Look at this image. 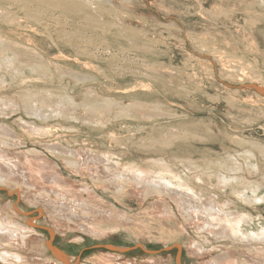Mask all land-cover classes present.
<instances>
[{
  "label": "rangeland",
  "instance_id": "1",
  "mask_svg": "<svg viewBox=\"0 0 264 264\" xmlns=\"http://www.w3.org/2000/svg\"><path fill=\"white\" fill-rule=\"evenodd\" d=\"M134 2L138 6H147V16H142L143 13L140 14V11L131 14L117 11L123 14L120 15L123 20L121 21L116 15L112 14L113 11L104 6H102V17L96 18L93 16V9H89L87 14H80L75 4L69 1L47 4L45 5L47 15H54L50 19L49 25L54 41L47 40L43 36L36 37L33 41L29 37L31 34L22 33L18 34L22 39L21 41L12 38L6 44L8 50L16 51L23 56L27 55L30 57L31 62L35 63V60L43 58L53 69L61 67L66 70H86L83 64L91 60V77L96 75L95 72H97L92 65L101 64L100 66L106 72L119 73L120 71V74L126 73V76H123L125 81L122 79L106 81V79L97 76L88 83L78 85L74 81L69 82V78L63 75H57L55 78H45L40 73H32L33 69L31 67L26 68L23 74L12 72L10 66L0 59V100L16 98L22 101L29 92H32L38 98L41 95H46V100L49 103L57 101L59 96L66 94L72 95L77 103L84 102L88 98L96 97L101 100L105 98L106 103H103L105 110L102 119L110 124L109 128L103 133L111 130L117 136L122 137L129 147L116 146L108 142L102 132L98 130L91 131L81 123L66 121L60 123V126H58L59 131L56 134L40 139L42 145H36L31 138L28 140V144L25 142L20 144L18 140L16 141V139H19L18 136H7L11 141L0 142V145H8L14 159L23 158V152L37 146L38 151L42 155L44 154V157L51 156L52 158H50L57 161L61 166H63V162L55 157L50 149L48 150L46 147L47 142H59L64 143V145L69 143L70 146L77 148L86 145L93 147L95 150L101 149L100 151H109L110 149L113 153L119 155L122 152L128 153L139 166H144V162H149L150 156H167L168 159H172L173 155L171 154L176 151V155L181 159L183 157L185 159L194 157L192 160L195 163L202 161V163L207 164L202 165L207 167L205 180L202 183L208 189L206 193L210 191V195H213L216 192L218 195L225 197L227 196L226 191L216 186L215 174L218 172L219 163L224 162L229 155H236L243 161L241 156L250 145L237 147L240 144L233 145L234 143L228 137L219 138V136H241L248 140L258 139L264 142V5L257 0H134ZM33 9L27 10L24 15H29L33 12ZM202 9L204 10L202 11ZM0 12L1 15L5 14L4 9ZM131 30L137 31L136 33L139 31V33L136 34L135 31L132 32ZM145 30L147 33H145ZM61 31L69 32L71 35L69 37L62 36ZM140 33L142 34L140 35ZM192 34L195 35L192 36ZM0 35H3V31H0ZM91 39H93L92 42ZM58 48H61V52L64 50V53H60ZM123 49L127 51L125 52ZM76 57L81 61L75 60ZM98 59L101 60L98 61ZM242 63L248 65H242ZM227 64L231 66L236 64L237 73L227 75L226 71L230 69V67H226ZM242 66H245V69ZM113 68L115 69L113 70ZM132 69L138 72L160 74L166 81L164 83L160 77H154L150 83L152 89L146 92L139 90L134 94L136 101L146 107L161 106L168 108L173 110L176 116L157 119L156 123L144 118L143 115H138L136 118L129 120L116 119L117 103L127 105L131 103V98L128 95L116 93V88L122 84L128 85L135 82V78L130 77L128 74ZM243 71L247 74L242 75ZM180 80H185L186 84H182ZM172 82H175L177 86ZM153 84L155 85L153 86ZM9 111L8 114H0V119L17 129L21 128L17 123L19 116L30 118L23 109L13 113L11 110ZM84 113L85 111L82 108H78L79 117H84ZM211 117L217 119L218 125L223 124L226 126V131L219 133L215 128V133H212L213 131L207 130L209 118ZM65 127H68V129ZM179 131L195 135L193 144L184 145L178 143V139L174 141L172 136H180L178 135ZM200 136L203 138L210 136L211 138L201 142L199 140ZM3 137L0 136V138ZM136 137L137 140H134ZM155 139L162 141V143L163 141L168 144L173 142L175 147L163 150L164 152H156L158 147H155L157 149L152 150L151 153H146L138 150L137 145L133 146L135 142L148 144ZM171 139L172 141L168 142ZM66 170V172L63 171L67 177L80 178L69 169ZM185 172L189 178L195 180L197 170H192V172L185 170ZM239 174L247 181L264 179V175L250 173L246 164L243 166V171H239ZM183 175L186 174L183 173ZM77 181L80 182L79 179ZM84 182L95 187V182L89 177H87V180L84 179ZM17 188L21 192V196L17 197V194H9L8 190ZM30 197L29 193H24L21 186L13 183L10 185L0 184V205L5 210H7L9 203H14L23 212L43 210V213L37 210L33 215L31 214L37 216L35 223L40 232L38 237L33 236L30 239L27 250L1 243L0 249L2 252L16 254L19 252L22 254L23 259H18L12 256L13 254L6 255L2 253L0 264H25L28 261L42 262L46 260L32 243L34 240L41 239V233L45 232L50 237L48 228L52 229L58 237L53 241V244L67 243L71 247L64 252L93 264H101V262L106 264H128V261L133 264L136 262L148 263L145 262L150 257L146 254L147 250H158L163 255V263H167L171 255L175 264H184L185 262L186 264H215L213 263L214 258L226 252H232L230 251L231 245L226 244L225 239L214 238L211 232L208 231L209 239L206 240L202 233L203 230L197 229L192 221H186L181 216L180 219L173 217V220H170L177 236L175 235L164 242L159 239H148L146 236L137 237L135 234L128 233L126 229H121L122 232L112 231L114 234L111 237L107 236L102 239L94 238L88 233L76 230L75 225L72 229H66L60 233L54 227V218H51V214H53L52 207L45 203H36ZM158 199L171 204L167 197H156L155 199L152 197L148 202L132 199L125 206L131 217L136 220L133 222L137 225L148 222V225L158 234L157 236H161L160 231L167 232L164 226L167 223L154 221V219L152 220L146 216H144V219L140 217V212ZM111 202L118 208H124L121 203L116 202L113 198H111ZM12 208L16 207L12 205ZM252 211L254 213L259 211L264 213V207H261L258 212L256 210ZM31 215L27 216L22 213L20 216L27 219ZM257 224V222L253 223L250 228H254ZM81 235H84V237L79 238ZM62 236H65V239H61ZM201 243L205 247L204 252L199 249ZM107 244L127 248L125 255H128L129 258H124V255L122 258L116 257L103 252L104 250L110 251L102 248ZM236 248L240 250V255L249 253V248H243L242 246H236ZM171 251L177 253L174 255V252ZM10 261L12 263H9Z\"/></svg>",
  "mask_w": 264,
  "mask_h": 264
},
{
  "label": "bare ground",
  "instance_id": "2",
  "mask_svg": "<svg viewBox=\"0 0 264 264\" xmlns=\"http://www.w3.org/2000/svg\"><path fill=\"white\" fill-rule=\"evenodd\" d=\"M65 1L75 4V7L78 8L80 14H87L89 9H93V16L96 18L102 17V6L107 7L113 11L112 14L116 15L121 21L123 20L120 15L122 16L123 14L118 13L119 11L129 14L140 11V14L143 13L141 14L142 16H147L148 9L145 5L138 6L137 3L135 4L134 0H0V11L2 9L5 10V14L3 15H1L0 12V31H3V35H0V59L4 60L6 65L10 66L12 72L23 74L25 73L26 68L31 67L33 69L32 73H40L45 78H55L57 75H63L69 78V82L74 81V83L78 85L81 83H88L94 80L97 76L106 79V81H118L120 79L125 81V77L123 78V76H126V73L120 74V71L119 73L114 71L106 72L100 66L101 64L92 65L93 69L97 72H95L96 75L91 77V60L89 62L86 61L83 64L86 70H66L61 67L53 69L45 60H43V58L35 60L36 62L34 63L29 60L30 57L27 55L23 56L16 51L8 50L6 47L8 40L13 38L21 41L22 39L18 34L22 33L31 34L29 37L33 41H35L34 38L41 36L45 37L47 40L54 41L53 33L49 28L50 19L53 18L54 15H47L45 5ZM257 1L264 5V0ZM32 8H34L33 12L25 16L24 14L27 10ZM203 10L204 9H202V11ZM134 31L135 30L132 32ZM136 32L137 31H135V33ZM145 33H147L146 30ZM61 34L65 37L71 35L66 31H61ZM141 34L142 33H140V35ZM193 35L195 34H192V36ZM92 41L93 39H91V42ZM130 41L132 40L130 39ZM60 49L61 48H58L59 52L64 53V50L61 52ZM124 51L126 52L127 50ZM75 60L79 62L81 61L78 57H76ZM99 60L101 59H98V61ZM131 65L133 66V64ZM242 65L248 64L242 63ZM236 66V64H233L232 66L227 64L226 67H230V69L225 67L228 69L226 74L234 75V73H237L238 68L236 69ZM84 67L83 69H85ZM244 67L245 66H242L243 69H245ZM114 69L115 68H113V70ZM244 71L241 73L242 75L247 74ZM255 71L257 72L258 70ZM128 74L130 77L135 78V82L128 85H119L116 88V93L128 95L131 98V103L129 105L125 103H117L118 108L116 110V119L129 120L136 118L138 115H143L144 118H148L155 122L157 119L166 116H176L173 110L165 107L143 106L136 101L134 95L139 90L146 92L152 89L150 88V83L154 77H160L164 82L165 80L163 76L156 73L138 72L135 69H132ZM180 81L182 84H186L185 80ZM172 83L176 84L175 82ZM154 85L155 84H153V86ZM34 95L35 94L32 92H29L22 101L17 100L16 98L0 100V114H8L10 112L9 110L13 113L23 109L30 117L25 118L19 116V121L17 122L19 126H21L19 129L7 124L6 121H1L0 119V136H4L3 138H0V142L9 141L10 138L7 136H18L17 138L19 139H16V141L18 140L20 144L29 142L28 140L31 138L32 142L39 145L42 143V140L40 139L45 136L56 134L59 131L58 126H60V123L63 121L69 123H81L91 131L98 130L102 133L109 128L108 126L110 123L105 122L102 119L105 110L103 106V103H106L105 98H102V100L97 99L96 97L88 98V100H85L84 102L77 103L72 95L66 94L59 96L57 101L49 103L46 100V95H41L39 98ZM78 108H82L85 111L84 117H79ZM217 123V119L215 120L212 117L209 118L208 127L206 126L207 130L215 133L214 131L216 128L219 133L225 132L227 129L226 126L223 124L218 125ZM73 126L75 127L74 124ZM65 128L68 129V127ZM103 134L104 137L106 136L108 142H111L116 146H128V143H126L122 137H119V135L117 136V134L111 130ZM178 135L180 136L173 135L172 139H174V141L178 139V143L184 145L189 143L193 144L192 142L195 140V135L192 133L187 134L185 131H179ZM220 137H228V139L234 143L233 145L240 144L237 145V147L250 145L249 148L244 150L243 156H241L243 161H241L236 155H229L224 162L219 163L218 172L215 174L216 186H219L221 190L226 191L225 194H227V196L225 197L218 195L216 192H214L213 195H210V191L206 193L208 189H206L202 183L205 180L204 176L207 167H203L202 165L207 164L202 163V161L195 163L192 160L194 157H187V159L183 157L181 159L176 155V151H173L171 154L173 155L172 159H168L167 156H150L149 162H144V166H139L128 155V153L125 154L122 152L119 155L113 153L110 149L109 151H100L101 149L95 150L93 147L86 145L77 148L70 146L69 143L64 145V143L62 144L59 142H47L46 147L48 150L50 149L55 157L63 162V166L54 159H51V156V158L49 156L44 157V154L42 155L38 151L37 146L23 152V158L14 159L8 145H0V184L4 183L10 185L13 183L14 185L21 186L24 189V193H29L31 196L30 198L33 199V201H36V203L50 205L52 207L51 211L53 212L51 218H54L55 222L54 227L60 233L66 229H72L73 225H75L77 228L76 230H81L80 232L82 233H88L94 238L102 239L107 236L111 237L114 234L112 231L122 232L121 229H126L128 233L130 232L132 235L135 234L137 237L146 236L148 239H159L164 242L175 235L177 236L170 220H173V217L180 219L181 216L186 221H192L197 229L203 230L204 232L202 233L206 237V240L209 239V231L214 238L225 239L226 244L231 245L230 251L232 252H226L217 256L214 258L213 263L264 264V213H261L260 211L258 212L261 207H264V179H261L260 181H247L243 179L241 174H239V171H243V166L246 164L249 167L250 173L264 175V142L259 141L258 139L248 140L241 136H219V138ZM210 138V136H205V138L200 136L199 140L205 142ZM172 139L168 142L172 141ZM134 140H137V137ZM213 140H215L214 137ZM166 143L167 142L163 141L162 143V141L160 142V140L155 139L148 144L135 142L133 143V146L137 145L139 148L138 150L146 153H151L152 150L154 151V149H157L155 147H158L156 152H164L163 150L174 146L173 142L169 144ZM66 169H69V171L80 178L74 176L67 177L65 175V172L67 171ZM185 170L191 172L192 170H197V175H195L196 181L189 178ZM183 173L186 175H183ZM87 177L95 182V187L84 182V179L87 180ZM78 179L80 182L77 181ZM8 191L10 195L17 194V197L22 195L18 188ZM152 197H154V199L156 197H167L171 202V204H167L158 199L155 200L154 203H150L147 208L140 212L141 219H144V216H146L152 220L154 219V221L167 223L164 224L166 228L165 231L167 232L160 231L162 233H160L161 236H157L158 234L153 231L151 226L148 225V222H145V224H139L143 226H139L133 222L135 219L131 217L125 206L132 199L148 202ZM111 198L116 202L121 203L124 208L114 206V203L111 202ZM12 205L17 209H13ZM37 210L40 213H43V210ZM37 210L23 212L14 203H9L7 210H5L0 205V247L1 243H4L8 246L27 250L30 245V239L33 236L38 237L40 232L35 223L37 216H32ZM252 210H256L258 213H254ZM22 213L27 216L32 215L26 219L20 216ZM256 222L258 224L254 228H250L251 225ZM48 230L50 232V237L44 232L43 234L41 233V239L34 240L32 243V245L43 254L42 256L46 260L42 262L28 261L25 264H93L82 261L79 257L70 256L64 252L71 247L67 243L62 244V242H59L57 245L53 244V241L58 237L52 229L48 228ZM83 237L84 235L79 236V238ZM61 239H65V236H62ZM236 246L249 248V253L240 255V250H238ZM102 248L110 250L103 251L109 255L121 258L124 255V258H129L128 255H125L127 252V248L125 247L107 244L102 246ZM204 248V245L201 243L199 249L203 251ZM171 252H174V255L177 253H175V251ZM2 253L6 255L13 254L12 256H15L18 259H23L22 254L19 252L17 254L6 251L2 252L0 249V255H2ZM157 253H159L158 250H147L146 254L150 255V257L148 258V261L145 262L148 263L136 262L135 264H175L174 258L171 255L169 256L170 260L167 263H163V255ZM128 262V264H133L130 261ZM9 263L12 262L10 261ZM101 264L106 263L101 262ZM184 264H186V262Z\"/></svg>",
  "mask_w": 264,
  "mask_h": 264
}]
</instances>
